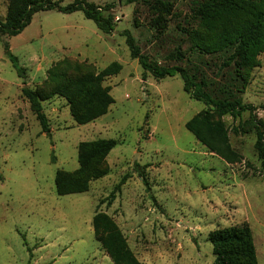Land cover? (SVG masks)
<instances>
[{
  "label": "rangeland",
  "instance_id": "rangeland-1",
  "mask_svg": "<svg viewBox=\"0 0 264 264\" xmlns=\"http://www.w3.org/2000/svg\"><path fill=\"white\" fill-rule=\"evenodd\" d=\"M50 1L92 6L111 17L113 29L100 32L81 12L46 11L19 35L0 36V264H113L93 233L95 213L114 223L138 264H212L208 235L243 223L264 264V179L253 123L260 122L264 139V43L242 61L223 42L264 10V0H226L229 8L222 0ZM10 5L0 0V21ZM126 33L150 63L184 68L213 98L233 96L256 109L253 118L245 112L219 119L227 158L185 129L209 108L190 99L179 76L155 79L142 71ZM112 64L121 71L101 87L114 103L104 116L76 125L67 100L55 94L59 86ZM23 87L49 96L41 108L50 137L41 133ZM96 140L116 142L105 159L108 174L86 193L58 197L55 173H74L79 144Z\"/></svg>",
  "mask_w": 264,
  "mask_h": 264
},
{
  "label": "trees",
  "instance_id": "trees-1",
  "mask_svg": "<svg viewBox=\"0 0 264 264\" xmlns=\"http://www.w3.org/2000/svg\"><path fill=\"white\" fill-rule=\"evenodd\" d=\"M146 0H125L126 4L145 2ZM216 2V1H215ZM228 5L226 0L221 4ZM229 8V5H228ZM54 11L61 14L81 12L85 19L94 23L95 27L104 34L112 32L113 25L110 16L104 18L97 9L76 1L72 5L61 6L60 2L50 0H11V5L4 21H0V36L15 37L30 23L33 15L38 12ZM251 21L238 30L232 39H224L225 46L233 47L234 54L242 61L261 50L264 43V10L252 14ZM126 45L132 60H137L142 71L149 73L155 79L179 76L183 82V91L190 99L202 103L209 111L202 112L185 124V129L191 133L210 153L221 158H227L230 153L227 133L219 119L224 116L239 117L247 112L253 118L255 108L250 104H243L233 96L213 98L207 91L204 81H196L188 71L180 67L165 68L152 64L140 54L139 48L129 33L125 34ZM6 58L21 79L25 78V69L21 68L9 50L8 44L3 46ZM121 71L120 65L112 64L98 75L83 76L67 85L59 86L55 94L65 98L70 107V115L76 125H86L107 113L108 107L114 102L109 96V90L102 88L104 79L115 76ZM144 81V76H142ZM22 97L27 101L30 111L38 122L41 133L50 137V130L41 102L49 96L42 95L28 88L21 89ZM218 120H214L213 118ZM256 131L255 150L260 161L261 173L264 179V139L260 122L253 120ZM113 140H96L80 143L77 149L78 169L68 174L57 171L54 178L55 193L58 197L82 194L88 192L89 184L108 174L105 159L115 147ZM142 182L144 177L138 174ZM118 184L114 191L120 188ZM114 192L107 198L108 206L112 204ZM93 233L97 242L107 252L113 264H138L128 249L124 237L114 223L105 215L95 213L92 219ZM208 241L212 247L214 260L212 264H258L253 244L252 233L246 223L211 232Z\"/></svg>",
  "mask_w": 264,
  "mask_h": 264
}]
</instances>
